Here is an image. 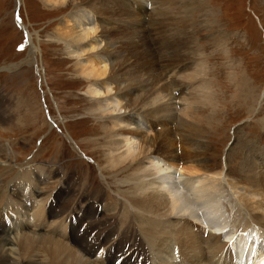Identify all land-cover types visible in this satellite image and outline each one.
<instances>
[{
    "label": "rangeland",
    "instance_id": "obj_1",
    "mask_svg": "<svg viewBox=\"0 0 264 264\" xmlns=\"http://www.w3.org/2000/svg\"><path fill=\"white\" fill-rule=\"evenodd\" d=\"M117 1L85 0L76 6L54 4L48 0H0V148H4L9 156L6 158L5 153L0 154V175H3L0 176V190L9 195L17 183L31 179L28 191L24 193L26 197L21 202L23 205L20 204L24 206L21 213L27 222L32 223L37 209L41 211L44 222L43 226L36 229L24 224L23 230L31 235L36 232V235L40 233L55 239L62 238L85 259L98 264H110V260L106 262L105 258L113 245L111 239L124 230L123 226L128 225L126 221L137 224L135 230H144L138 223L141 221L139 213L130 204L126 205V211L132 213L130 219L126 220L122 215L115 216L120 204L126 203L127 196L134 199L130 195V186L124 184L130 179L128 175L131 171H125L124 175L119 173L128 165L130 167L132 162L122 168L110 167L107 159L111 155L115 157V166L120 165V161L116 154H111L113 147L110 141L103 139L101 125L109 122L105 120V123L93 112L95 100L103 101L105 97L96 99L91 94L90 83L79 73V59L70 56L65 44L58 41L61 30L68 26L66 16L75 13L78 18H82L87 13L89 27L96 24L99 32H109V40L102 38L103 49L106 44L111 46L113 40H119L117 44L120 47L115 48L116 44L108 49V55H115L103 58L110 60L109 64L112 63L113 75L119 70L118 65L123 56H127V60L130 58L131 61H128L124 71L132 68L135 73L131 79L149 82L146 91H137L134 97L146 94L150 97L149 101H153L161 87L168 85L163 94L165 100L161 102L175 108L178 115L189 100L194 99L196 106L201 105L197 97L200 98L203 91L211 95L216 105L213 117L215 125L209 127V132L199 139L208 148L207 153L199 159H209L211 172H223L224 186L230 199L231 195L235 197L232 198L234 204H237L236 199L241 200L250 217L261 224L264 232V191L252 187L247 181V178L264 175V165L257 159L255 171L248 176L242 169L250 149L264 150V129L260 123L264 119V0H128L134 10L133 15L124 10L123 3H120L122 0ZM138 1L142 3L146 14L142 16L144 23L137 29V34L144 35L148 40L151 46L147 50L149 55L145 50L137 49L133 30L128 29L134 28L140 19L134 15L135 11L143 15L139 11ZM99 5L108 6L113 9V13L109 17L105 16ZM82 7L85 9L80 11ZM163 10L167 15L162 21L159 14ZM114 16L116 21L123 23L121 26L125 29L119 25L121 32L110 31L112 27L119 28ZM253 16L258 19L259 25ZM111 18L113 20H109ZM219 35L223 40L217 44L214 41ZM164 43L168 49H161ZM32 44L36 49L34 53L31 51ZM155 47L165 53L160 54ZM154 49L156 57H151ZM102 52H90L83 58H96ZM132 56H136V59ZM241 77L247 80L248 85L237 90ZM121 79L114 78L116 84L122 82ZM172 79L189 81V84L181 87L183 93L180 88L169 86ZM123 86L116 85L115 92L122 93L120 89ZM247 88L254 94L252 101L244 97ZM172 96L177 99L170 100ZM171 126L159 124L154 131L165 132ZM175 128L176 123L171 129ZM174 134V139H178L175 140L174 153L180 157L191 155L194 149L186 145L179 133ZM260 165L262 168L258 167ZM3 171L9 172L4 175ZM23 188L21 186L18 190L23 192ZM60 194L62 200L58 197ZM13 201L11 197L8 199V202ZM25 204H28L27 208ZM132 204L135 205L134 202ZM48 208H51V214L56 212L58 216L48 217ZM19 210L10 212L3 209L1 220L10 226V217L16 218ZM4 211L10 216H5ZM71 224L75 227L73 230H77L75 234H72ZM57 227L63 236L58 234ZM52 228L57 233H50ZM104 230L108 232V237ZM110 230H114V234L111 235ZM71 234L76 237L71 239ZM199 236L202 240L203 236ZM78 237L86 241L84 244H88V248L92 247V257L87 256L85 248L76 243ZM173 246L184 251L177 239ZM144 248L142 246L140 251L142 256L136 255L144 264H163L161 259L167 258L164 255L157 256V251H145ZM180 250V261H175L174 256L170 264H190L187 254ZM126 255L118 256L114 264H122ZM13 258L17 257L11 254L9 259ZM33 259L36 264H40L44 257L38 255ZM126 260L128 264H133V257L129 254Z\"/></svg>",
    "mask_w": 264,
    "mask_h": 264
},
{
    "label": "bare ground",
    "instance_id": "obj_2",
    "mask_svg": "<svg viewBox=\"0 0 264 264\" xmlns=\"http://www.w3.org/2000/svg\"><path fill=\"white\" fill-rule=\"evenodd\" d=\"M48 1L60 5L80 6L85 0ZM134 1L136 2L137 0ZM116 2L118 1L116 0ZM120 3H123L125 11L130 13L134 11L132 6H129L128 0H122ZM138 3L140 2L138 1ZM138 5L140 6L139 11H141L143 15L140 13L136 14L135 11L134 15H137L140 19H138L137 25L134 28L131 27L128 29L133 30V40L136 39L139 47H137V49H142L141 51L145 50L148 54L147 50L150 46L147 42L148 40L146 41L144 35L140 36L141 34H137V29L143 26L144 23V18L142 16L146 14L142 3ZM99 8L105 12V16L109 17L113 13V9L111 10L106 5H101ZM84 9L82 7L80 11ZM124 14L126 17L125 12ZM86 15L82 18H78L75 13L66 16V23L68 26H64L65 28L61 30L62 33L58 41L65 44L66 51H68L70 56L77 58V60L79 59V73L90 83L89 88L92 89L91 94L96 99L105 97V100L102 98L103 101L95 100L93 112H95L100 119L109 122V124H107L105 121L106 125H101V131L105 137L103 139L110 141V145L113 147L110 152L111 154H116V157L120 161V165L116 164L117 166H115V157L111 155L107 159L110 167L115 169L121 166L122 168V166H125L128 162H132L130 167L127 164L129 168L126 167L119 173L124 175L126 173L125 171H131V173L129 172L130 174L128 173L130 179L124 184L130 186V190H132L130 195L133 196L134 199L126 195L128 197L125 199L126 203L120 204V209L117 210L118 212H116L117 214L115 216L122 215L127 218L126 220L130 219L132 213L130 211V213L127 212L128 210L126 208V205L130 204L131 207L139 213L141 221L138 223H140V228L144 229L137 231L135 230L137 224L126 221L128 225L123 226L124 230H120L119 235H116L115 239H111L113 245L108 250L105 261L107 262L110 260V264H114L118 256L120 257L121 255L127 254L124 261L121 263L128 264L126 258H128L129 254L133 257L131 261L133 264H144L136 255L142 256L140 254L142 246L143 248L144 246H148L143 250L148 251L149 249L151 251H157V256H167V258L161 259L162 262H164L163 264H170L174 256V260L179 262L181 255L178 250L180 249H175L173 246L174 241L177 239L182 244V248H184V251L182 252V250H180V252L187 254L190 264H238L237 254L245 252H249L252 257L245 264H264V232L261 229V224L253 219L252 216L250 217V213L247 209L245 210L243 204L240 202L241 200L236 199L237 204H234L232 198L235 197L231 195L232 198L230 199L228 190L226 186H224L225 177L223 172H211L208 165L209 159L207 157L199 159L202 154L208 151V148L204 146L199 139L209 132V127L215 125L213 117L216 114V105L214 106L215 102H212L211 95L208 94L207 91H203V95H201L200 98L197 97V101L201 103L199 106L194 104V99L192 98L193 100H189L186 105L184 104L181 107V113H179L181 115H177L175 108L172 106L161 102L165 100L163 94L166 93L168 85L161 87L160 93L157 97L153 98V101H149L150 97L146 94L134 97L137 91H146L145 89L149 82L131 79L135 73V71L131 70L132 68L127 72L124 71L127 69L128 61H131L130 58L127 60V56H123V60H121V63L118 65L119 70L115 71L113 75L112 63L109 64L110 60L103 58L108 56L111 58L115 55V53L108 55L110 52L108 49L115 47L116 44L119 43V40H113L111 46L106 44L105 49H103L104 47H101L103 45L102 43H104L102 38L109 40L110 38L107 35L109 32L108 30L102 33L99 32L96 24L94 26L92 25L93 27H89V19L86 18ZM131 15H133V12ZM166 15V11L163 10V12L159 14V17L160 19L162 18L163 21V17L165 18ZM109 20H113V18ZM115 21L116 19L114 22ZM116 22L119 28L117 30L112 27L110 29L112 33L116 31L121 32L120 26L123 23L119 20ZM28 39L30 42V35ZM222 40V36L219 35L214 42L220 44ZM162 45L163 47L161 49L167 48L165 43ZM118 47L120 46L117 44L115 48ZM31 48V51L34 53L36 49L33 44ZM98 51H103L99 57L83 58L90 52ZM154 53L155 49L152 53L153 56H151V54L150 56L156 57ZM163 53H165V51H160V54ZM168 56L171 57V54L168 53ZM119 57L121 58L120 55ZM134 59H136V56ZM109 65L111 67H109ZM117 77H122V82L116 84L114 78ZM190 80H193V78ZM240 80L237 90L248 85L247 80H242V77ZM186 83L189 84V81L179 82L178 80L172 79L169 86L174 87V89L180 88L182 90L181 87H184ZM116 85H124L120 89L123 91L122 93L118 94V92H115L114 88ZM157 92L159 91L157 90ZM181 93H183V90ZM245 93V95L243 94L245 99L249 97V100L252 101L254 96L252 91L247 88ZM173 98L177 99V97L172 96L170 100ZM245 99L243 101H245ZM251 111L253 112L254 110L251 109ZM174 123H176V128L172 130L171 127ZM260 123L264 129V119L260 120ZM159 124H171L172 126L170 129L166 128L165 132L157 133L154 130ZM1 125L2 124H0V127L2 128ZM173 131H176L177 134L179 133L183 137L182 139L186 141V145L194 149L191 155H181L182 157H180L174 153L173 147L176 145L175 140L178 139H174V133L176 132ZM248 152L249 153L245 156L242 168L247 176L255 171L257 159L261 161V165H264V150L260 149L253 151L250 149ZM3 153H5L6 158L9 157L6 150L0 148V154ZM163 159L168 162L163 161ZM261 165L258 167H261ZM8 172H4V175ZM23 180L24 182L21 181L13 187L9 195H7L6 192H2L4 190H0V216H4L2 212L3 209H7V211L10 212L15 211V209L16 211L20 209L19 215L16 213V218L10 217V226L7 225L4 220H1L0 217V264H36L33 258L38 257V255H43L44 257V260L40 264H98L87 260L88 258L85 259L77 252L78 250L76 251L73 247V249L70 248L71 245L67 244L62 238L55 239L56 237L52 238L47 235H40V233L36 235V232L34 235H31L26 233V230H23L25 225H30L36 229L44 224V222H42L41 211L37 209H35L36 212H34L35 214L32 218L33 224L30 221L27 222V219L21 213L23 211L22 207L24 206L20 204L24 201L26 197L24 193L28 191L29 182H31V179L28 180V178ZM247 181L252 187H259L264 191V175H259L257 178H247ZM18 186H24L23 192L19 191L20 189L18 190ZM10 197L13 198V203L8 202ZM58 197L62 200V194ZM7 202L9 204L6 205ZM132 202H134L136 206L133 205ZM253 204H255V202ZM25 205L27 208L28 204ZM50 207H52V205H50ZM49 209L51 208H48V217L58 216L56 212L55 214H51ZM89 211H91V209ZM5 214V216H10L7 213ZM14 219L16 220L15 224ZM126 223L124 221V224ZM195 227L197 228L195 230L197 233L193 231ZM242 227L245 228L242 229ZM73 229H75V227L71 224L72 234H75L77 230ZM50 230H52L50 232L52 234L58 231V234L63 236L59 231V227H57V231L53 228ZM54 230L56 232H54ZM18 231L22 232L17 234ZM14 232L16 235H14ZM105 232L107 236L108 232ZM109 232H111V235L114 234V230H110ZM9 234L13 235V237H8ZM138 235L141 237L139 236L140 238H137ZM199 235L203 236L202 240ZM114 236L115 235H113V237ZM73 237H76V235H72L71 239H73ZM131 240L132 243H130ZM75 241L79 247L85 248L87 256H93L92 253L94 250L91 249V246L88 248V244H84L86 241L83 242L79 237L76 238ZM136 241H138V243ZM121 244H123L122 252ZM114 248L115 251L113 252ZM11 254L16 255L17 258L10 260L11 258L9 259V256ZM153 258L155 259L156 256Z\"/></svg>",
    "mask_w": 264,
    "mask_h": 264
},
{
    "label": "water",
    "instance_id": "obj_3",
    "mask_svg": "<svg viewBox=\"0 0 264 264\" xmlns=\"http://www.w3.org/2000/svg\"><path fill=\"white\" fill-rule=\"evenodd\" d=\"M254 17V16H253ZM255 18V20H256V22H257V24L259 25V22H258V19L256 18V17H254Z\"/></svg>",
    "mask_w": 264,
    "mask_h": 264
}]
</instances>
